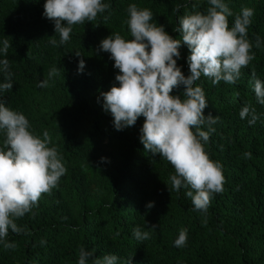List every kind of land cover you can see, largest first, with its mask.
Wrapping results in <instances>:
<instances>
[{
    "label": "trees",
    "instance_id": "16d2710c",
    "mask_svg": "<svg viewBox=\"0 0 264 264\" xmlns=\"http://www.w3.org/2000/svg\"><path fill=\"white\" fill-rule=\"evenodd\" d=\"M44 2L0 0V41L11 44L6 58L13 84L0 100L23 113L35 135L49 132L50 146L57 148L67 171L15 221L24 231H9L6 239L15 247L0 244V264H76L81 247L94 249L96 258L115 254L131 264H264V105L253 92V79L264 80V46H253L255 58L235 84L213 85L203 76L197 81L208 101L204 115L218 117L205 151L222 164L224 176L223 191L213 194L205 217L192 210L187 189L172 190L173 166L140 143L144 117L124 130L113 127L101 93L117 83L119 70L109 53L99 51V43L116 33L131 39L125 23L130 4L150 9L153 22L180 39L178 18L206 12L207 0H104L109 8L94 21L74 25L70 40L59 47L49 43L59 36L42 15ZM228 4L234 14L229 27L242 8H252L247 38L253 45L256 36L264 41V0ZM179 51L177 65L187 76L190 51L183 43ZM81 59L85 67L78 72ZM52 68L58 72L49 79ZM43 80L49 86L37 87ZM182 92L180 86L170 95ZM244 105L259 116L254 124L248 123L250 117L240 118ZM150 201L154 206L147 209ZM145 222L156 225L155 231ZM137 226L150 231L151 238L136 241L132 231ZM181 229H187V243L176 248Z\"/></svg>",
    "mask_w": 264,
    "mask_h": 264
},
{
    "label": "clouds",
    "instance_id": "9594fccd",
    "mask_svg": "<svg viewBox=\"0 0 264 264\" xmlns=\"http://www.w3.org/2000/svg\"><path fill=\"white\" fill-rule=\"evenodd\" d=\"M207 3L206 12L196 11L178 18L176 32L180 39L173 38L163 26L153 22L150 9L130 4L125 23L131 39L116 33L99 43V51L109 53L114 69L119 70L114 76L117 83L101 93L102 108L111 114L113 127L117 131L124 130L144 117L139 130L140 143L146 151L158 154L173 166L174 174L169 178L172 190L187 189L185 195L191 199L192 210L205 217L213 194L223 191L224 176L222 164L211 160L205 151L218 117L204 115L208 101L197 81L203 76L213 85L221 81L235 84L241 69L247 68L255 58L253 46H264L259 36L255 45L247 38L254 15L252 8H242L229 27L228 18L234 14L228 0H207ZM108 8L104 0H45L42 15L54 23L55 34L59 36V40L50 37L49 43L53 47L63 46L70 40L74 25L94 21ZM179 8L177 5L176 11ZM182 43L190 51L186 58L187 76L177 65ZM9 47L7 39L0 41V56L5 57L0 59V74L5 81L0 83V93L13 85L6 58ZM84 67V60H79L77 71L83 72ZM57 72V68H52L49 79ZM48 86V80L37 84L39 88ZM180 86H183L181 95H170ZM253 92L256 102L264 105V80L253 79ZM239 116L241 119L250 117V125L259 119L250 105H244ZM0 136L3 137L0 143V244L14 248L15 244L6 239L9 231L16 234L24 231L15 221L29 213L42 194L57 187L67 169L57 148L50 146L49 132L45 130L42 138L35 135L26 116L10 109L2 100ZM153 206L154 202L150 201L145 207ZM148 228L155 231L156 225ZM132 235L138 242L151 238V232L140 226L133 229ZM187 239V229H181L173 246L182 248ZM94 252V249L81 247L76 264H131V259L122 262L115 254L96 258Z\"/></svg>",
    "mask_w": 264,
    "mask_h": 264
}]
</instances>
